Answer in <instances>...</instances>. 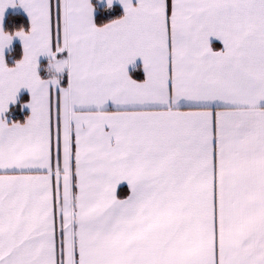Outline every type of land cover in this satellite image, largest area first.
Masks as SVG:
<instances>
[{"label": "snow or ice", "instance_id": "obj_1", "mask_svg": "<svg viewBox=\"0 0 264 264\" xmlns=\"http://www.w3.org/2000/svg\"><path fill=\"white\" fill-rule=\"evenodd\" d=\"M119 2L97 27L89 0H0L30 21L0 30V115L31 97L0 119V264H264V0Z\"/></svg>", "mask_w": 264, "mask_h": 264}, {"label": "trees", "instance_id": "obj_2", "mask_svg": "<svg viewBox=\"0 0 264 264\" xmlns=\"http://www.w3.org/2000/svg\"><path fill=\"white\" fill-rule=\"evenodd\" d=\"M90 4L94 9V23L96 26H103L113 20L118 19L122 15V11L117 6H100L97 0H89ZM30 27L27 17L23 13H8L6 14L2 30L11 34L15 31L23 29L28 31ZM23 50L20 45L14 44L10 50L5 54V63L7 66L11 67L16 61L22 58ZM45 62L40 63L39 75L42 78L49 77L48 73L45 71ZM137 79L141 78V74L136 76ZM25 103V97L22 96L14 105H12L4 114L2 119L7 124L12 123H24L28 117V111L23 109L22 106Z\"/></svg>", "mask_w": 264, "mask_h": 264}, {"label": "crops", "instance_id": "obj_3", "mask_svg": "<svg viewBox=\"0 0 264 264\" xmlns=\"http://www.w3.org/2000/svg\"><path fill=\"white\" fill-rule=\"evenodd\" d=\"M97 2H98V4L100 6H106V7L117 6L122 11V15L120 17H122L124 15V10H123V7L120 4L119 0H112L111 6L108 5L107 0H97ZM131 2H132L133 5L136 4V0H131ZM89 3H90V1H89ZM8 13H23L27 17V19L29 21V18L27 16V14L24 12V10L18 4L15 7H11L10 6V7L5 9V12H4V15H3V19L0 20V30H2L3 20H4L5 16H6V14H8ZM93 23H94V9H93ZM29 24H30V21H29ZM94 25L96 26L95 23H94ZM97 27H101V26H97ZM14 44L20 45L22 47L21 42L19 41V39L18 38H14L13 41L11 42L10 46L4 50V53H3L4 59H5V54L10 50V48ZM209 44H210V46H211L213 51H217V50L222 49V44L220 43L219 40L215 39L214 37H210L209 38ZM66 55L67 54L64 53L62 55V57H58V58H66ZM44 61H46L44 67L47 69L48 68V58L47 57H43V56L38 57V60H37V64H38L37 73L39 72V69H40V63H42ZM126 72H127V74L129 75V77L132 80H134L136 82H142L143 79H144V71H143V63H142L141 59L140 58H136L131 64L127 65L126 66ZM47 73H48L49 77H46V78H42L41 77V78L42 79H49L50 76L53 75V74H50L49 72H47ZM139 73L141 74V78L137 79L136 76L139 75ZM38 75H39V73H38ZM55 78L58 79L59 85L61 87H65L67 85V73H66V71H65V79H63V80L61 79L60 80V78H57L56 76H55ZM22 96L25 97V103L22 106V110L23 109L27 110L28 111V116H30L31 111H30V109L28 107H26V105L30 102L31 97H30L29 92L26 89H20L18 91L16 99H15V102L14 103H9L8 109L12 105H14ZM181 106H183V101H181ZM257 107L260 108V109H264V101H260L258 103ZM107 108H108V110H112L111 102L108 103ZM5 113L0 115V119H2V117L4 116ZM127 191H128L127 183L126 182H121V184H119L117 186L116 195L119 198H123L125 195H127Z\"/></svg>", "mask_w": 264, "mask_h": 264}, {"label": "rangeland", "instance_id": "obj_4", "mask_svg": "<svg viewBox=\"0 0 264 264\" xmlns=\"http://www.w3.org/2000/svg\"><path fill=\"white\" fill-rule=\"evenodd\" d=\"M48 69V68H47ZM47 69L45 70L46 72H48L47 71ZM55 76L57 77V78H60V80L62 79H65V72L64 73H60V74H55Z\"/></svg>", "mask_w": 264, "mask_h": 264}, {"label": "clouds", "instance_id": "obj_5", "mask_svg": "<svg viewBox=\"0 0 264 264\" xmlns=\"http://www.w3.org/2000/svg\"><path fill=\"white\" fill-rule=\"evenodd\" d=\"M53 78H55V75H54V76H50V78H49V79H53Z\"/></svg>", "mask_w": 264, "mask_h": 264}]
</instances>
